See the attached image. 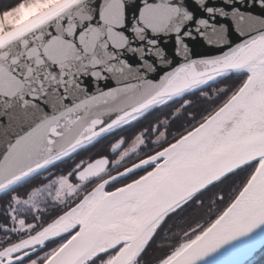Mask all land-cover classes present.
Returning a JSON list of instances; mask_svg holds the SVG:
<instances>
[{
	"label": "snow or ice",
	"instance_id": "snow-or-ice-1",
	"mask_svg": "<svg viewBox=\"0 0 264 264\" xmlns=\"http://www.w3.org/2000/svg\"><path fill=\"white\" fill-rule=\"evenodd\" d=\"M209 33L217 54L190 55L186 40ZM219 84L210 108L187 111ZM173 105L128 144V128ZM0 121V264H147L172 219L230 184L155 262L197 264L264 226V0H0ZM109 137L117 159H76Z\"/></svg>",
	"mask_w": 264,
	"mask_h": 264
},
{
	"label": "trees",
	"instance_id": "trees-1",
	"mask_svg": "<svg viewBox=\"0 0 264 264\" xmlns=\"http://www.w3.org/2000/svg\"><path fill=\"white\" fill-rule=\"evenodd\" d=\"M228 83H232L229 81ZM224 84L214 85L213 88L207 89L209 97H205L201 94L192 95L189 99L192 101V105L187 109L188 112L194 113L197 116L207 108L212 106L214 89L216 87H224ZM178 105H173L172 107H164L159 111L153 112L146 119H142L141 122L137 123L135 127L128 128L123 136L125 140L129 143L134 137V135L142 130L145 127H149L151 124L162 121L166 117H170V114L175 111V108ZM188 125V119L185 115L181 114L179 118H170L169 121V132L172 135H176L178 132L183 130L184 126ZM155 138L153 137V140ZM171 139V136L169 137ZM113 138L109 137L108 140H103L95 146H90L87 151H82L78 157L79 159L91 160L98 155L106 154L108 151V147L113 142ZM143 155V153H141ZM114 156L113 159H115ZM136 160V157H131L130 159L124 161L120 165V169L122 170L124 166H130L132 162ZM73 164L72 160L67 161L66 164H61L58 169H53L55 172H63L65 169L70 170V165ZM115 171V170H113ZM42 179H37L33 181V184H39ZM231 185L225 184L222 185L219 189L213 190V192H209L204 195L201 199L203 200V206L199 203H194L191 207H188L185 212H183L180 216L172 219L168 226L161 231L155 240L152 242L150 248L148 249L147 255L145 256V261L147 264H155L156 260L163 256L166 252L170 250L172 245L178 243L182 237L184 231L190 229V227H194L196 222L201 224L205 223L209 218H214L216 212L221 210L225 204L227 203V199L230 197L231 192L229 191ZM20 194H23L24 189H20ZM223 193L225 196V202L219 203L216 200V195ZM9 199L8 196H0V223L5 222V217L3 215V211L6 208V201ZM3 236V233H0V237ZM158 257L156 258V256ZM162 254V255H161ZM242 264H264V246L259 250L255 251L253 256L249 259L245 260Z\"/></svg>",
	"mask_w": 264,
	"mask_h": 264
},
{
	"label": "water",
	"instance_id": "water-1",
	"mask_svg": "<svg viewBox=\"0 0 264 264\" xmlns=\"http://www.w3.org/2000/svg\"><path fill=\"white\" fill-rule=\"evenodd\" d=\"M215 3H219L220 0H214ZM250 11H254L259 14L260 10L257 9H251ZM218 23H228L230 25V31H229V41H236L239 38L236 35L235 30L231 26L230 21H217ZM256 27H259L257 25ZM211 37V33L208 34L205 38L196 37L195 39L186 40V43H188L189 48L191 49L190 55L192 56H198L201 54H217V48L218 45H209L207 43V40ZM165 47L169 53L170 56L173 58V62H180L183 59L182 54L176 55L175 54V44L174 39L172 37H169L166 41ZM226 47V46H225ZM85 83H89L87 80ZM114 86V81L110 82ZM101 87H103V84H101ZM89 90H94L91 86L89 87ZM58 95V94H56ZM55 103H58L55 102ZM55 103L50 101L49 106L47 108H44V112H50L52 110V107L55 106ZM43 108V105H41ZM43 113L40 111H36L33 120L38 119ZM27 121L25 122V126H27ZM0 127H2V121H0ZM13 131L18 130L15 126L12 129ZM3 148V140L0 139V150ZM112 152V151H111ZM264 246V226H262L257 235L253 237H241L238 238L223 247H221L219 250L209 254L207 257L202 258L197 261V264H242L245 260L249 259L253 256L254 252L259 250Z\"/></svg>",
	"mask_w": 264,
	"mask_h": 264
},
{
	"label": "flooded vegetation",
	"instance_id": "flooded-vegetation-1",
	"mask_svg": "<svg viewBox=\"0 0 264 264\" xmlns=\"http://www.w3.org/2000/svg\"><path fill=\"white\" fill-rule=\"evenodd\" d=\"M114 142H115V141L113 140L112 143H114ZM102 155H106V156H108L109 160H112V161L115 160V159H113V157H114V156H117L116 154H113V153L111 152V144H110L109 147H108V151H107V153H106V154H102ZM102 155H98V156H96L95 158H99V157L102 156Z\"/></svg>",
	"mask_w": 264,
	"mask_h": 264
},
{
	"label": "rangeland",
	"instance_id": "rangeland-1",
	"mask_svg": "<svg viewBox=\"0 0 264 264\" xmlns=\"http://www.w3.org/2000/svg\"><path fill=\"white\" fill-rule=\"evenodd\" d=\"M132 141V140H131ZM131 141H129V145L131 144ZM115 159H117V157H115ZM39 179H42V178H39ZM159 254H157L156 258L158 257ZM162 255V254H161Z\"/></svg>",
	"mask_w": 264,
	"mask_h": 264
}]
</instances>
